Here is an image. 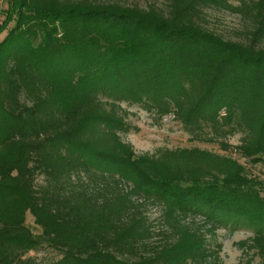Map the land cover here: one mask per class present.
Listing matches in <instances>:
<instances>
[{
	"label": "trees",
	"instance_id": "16d2710c",
	"mask_svg": "<svg viewBox=\"0 0 264 264\" xmlns=\"http://www.w3.org/2000/svg\"><path fill=\"white\" fill-rule=\"evenodd\" d=\"M160 1L0 8V264H208L207 233L228 225L252 229L238 247L264 264V182L227 157L138 155L121 138L122 104H140L194 141L227 149L241 134L239 154L264 157V0ZM207 7L239 15L245 39L208 30Z\"/></svg>",
	"mask_w": 264,
	"mask_h": 264
},
{
	"label": "rangeland",
	"instance_id": "374dc122",
	"mask_svg": "<svg viewBox=\"0 0 264 264\" xmlns=\"http://www.w3.org/2000/svg\"><path fill=\"white\" fill-rule=\"evenodd\" d=\"M119 2L125 5H138L146 8L150 5H162L160 0H101ZM229 2L236 4L234 0ZM9 0H0V8L6 11ZM5 14L0 15V25L5 21ZM203 25L210 31L220 35L226 40L243 41L248 30V24L236 14L217 7L204 9ZM10 24L9 29L13 28ZM7 31L0 36L2 41ZM123 116L128 127L126 133L121 134L124 142L133 146L135 152L140 154H155L159 150H199L221 157H227L240 163L249 178L264 182V157L247 159L237 151L242 138L241 134L227 139L229 148L224 149L219 144H209L194 141L185 131L183 125L173 115L161 117L146 111L142 105L127 103L122 104ZM144 216L152 226L155 236L152 242L159 244L163 242L164 225L161 223L162 209L158 205L146 203L142 207ZM198 219V218H197ZM27 226L35 233L40 234L41 229L35 225L34 218L28 214ZM158 234V235H157ZM207 248L211 253L209 263L211 264H262L263 259L255 250H248L245 253L239 249L238 243L253 237V231L246 225L220 228L215 235L207 233ZM40 254L39 257H42ZM208 263V264H209Z\"/></svg>",
	"mask_w": 264,
	"mask_h": 264
}]
</instances>
